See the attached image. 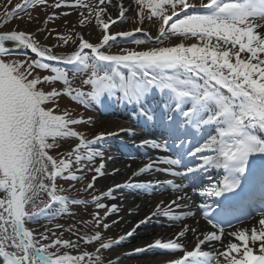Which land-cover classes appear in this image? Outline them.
Wrapping results in <instances>:
<instances>
[{"label":"snow or ice","instance_id":"1","mask_svg":"<svg viewBox=\"0 0 264 264\" xmlns=\"http://www.w3.org/2000/svg\"><path fill=\"white\" fill-rule=\"evenodd\" d=\"M38 6L74 9L79 24L94 19L100 35L90 42L82 32L75 38L56 33L57 43L46 46L18 26L3 30L21 12ZM129 11L134 15L126 16ZM68 14L53 11L43 21L37 31L44 40L55 31L48 29L49 21ZM125 20L150 23L157 35L139 26L110 31ZM141 32L145 35L138 38ZM118 38L135 47L112 52ZM69 43L70 52L53 51ZM21 51L36 58H14ZM69 71L85 76L82 83L90 90L73 88ZM61 96L88 110H128L135 127L86 139L77 126L91 124L93 117L85 120L67 109L58 113ZM112 137L126 149L167 155L147 156V163L123 183L93 195L92 220L59 223L73 215L70 204L89 201L62 194L66 190L58 187V179L80 182L92 173L88 191L101 177L121 171L106 172V159H115ZM72 138L74 147L61 154ZM154 173L165 179H140ZM165 188L179 194L167 204L158 202L118 238L108 236L125 209L101 199H122L117 193L124 189L151 195ZM189 189L204 198L197 209L207 230L198 226L196 212L178 211L189 208ZM257 202L264 206V0H23L5 13L0 22V264H121V256L105 254L154 218H164L163 226L176 229L173 235L124 256L158 250L166 257L161 264H264V211L251 228L225 229L230 214ZM110 216L118 219L106 222Z\"/></svg>","mask_w":264,"mask_h":264},{"label":"bare ground","instance_id":"2","mask_svg":"<svg viewBox=\"0 0 264 264\" xmlns=\"http://www.w3.org/2000/svg\"><path fill=\"white\" fill-rule=\"evenodd\" d=\"M128 0H125V3L127 4ZM115 15V13H113ZM131 13L126 14V16L130 17ZM18 26L19 30L22 28L24 31L28 32H35L37 39H39L41 42H47L48 40H44L43 34L41 32H38L37 29L39 28L38 24L35 26L28 25L24 26L23 24H14L13 26L9 27L8 29L5 30H11L14 27ZM142 27L145 29V31H149L151 29V24L150 23H145L144 25H137L132 23L130 20H125L123 23H120L119 25H114L110 31L112 32H118L122 30H132L135 27ZM85 34V38L89 39L90 42H94L97 40L99 36H93L92 34H89L87 31L82 32ZM169 43H176L175 40L170 41ZM73 48V47H72ZM72 48L67 49V50H54L55 53L57 54H65L67 52H70ZM112 52L117 53L115 50L111 49ZM99 111H87L86 115L89 117H93V122L91 124H98L97 126L99 127L97 132L94 134H98L100 132H106V131H116L118 127L123 126V127H135V121L128 120L127 117H122L119 118V114L116 113V116L110 117H100L98 116ZM100 117V118H99ZM99 119V120H98ZM93 135V137H94ZM121 136L124 138L126 141L128 139V136L126 133H121ZM92 137V138H93ZM111 141H114L113 143ZM113 144H119V147L114 146ZM120 143V138L119 137H112L110 138V147H111V155L115 157L114 160H107L106 159V172L111 173V170L114 167L120 168L121 171L119 173H116L115 175L111 174H106L105 176L101 177L98 180V185L100 187H103V190L106 191L108 188L112 187L114 184L117 183H123L127 177L131 174V172L135 169H137L139 166H143L144 163H147L146 158H140L136 156V153L133 154L132 156L134 157L133 159H129L123 152L121 151ZM99 163V161H97ZM164 178L165 175L163 173H154V174H145V177H141L140 179L144 178ZM125 195L124 190H122L121 193H117V196ZM174 195L171 193H162L158 196H150V197H144V196H136L134 200L131 201H121V199L118 198L117 201H113V203H119L125 211H122L119 215L122 217V219H119V223L113 225L109 230H108V236L112 238H118L120 235L124 234L128 230L131 229L133 224L135 223L136 220L143 218L146 214L150 213L153 209L154 206L163 200L165 204H167L171 199H173ZM137 205L139 206L137 208ZM196 205V203H195ZM127 209H133L132 214H129ZM186 209L178 210V211H185ZM260 217V216H259ZM257 217L255 220L247 222L245 225L241 226L238 229L241 228H251L252 226L256 225L257 220L259 219ZM113 219H118L116 216H110L108 218V221L111 222ZM164 218H159V220H163ZM197 221H199V227L203 230H207L210 228L209 225L206 224V222L198 216L197 218L195 217ZM59 223L64 224L65 226H68L70 224H79V221L77 218H75L72 215H65L61 217L58 220ZM189 225H192L194 223L193 219H188L187 221ZM164 225V224H163ZM147 226V227H141L140 229L137 230L136 235L128 240H126L122 245L114 248L111 250L109 253H106L107 258H115L116 256H121L122 261L121 264H161V261H164L166 257L159 255V253L154 254L153 251L147 253V254H141L138 256H124V253L126 252H131L135 247L138 246H143L146 243H149L153 241L156 238H165L167 239L168 237L172 236L174 231L176 230L173 227H167V226ZM237 229V230H238ZM226 232H230L226 230ZM91 234V233H89ZM69 234L65 233V238H68ZM74 238V237H73ZM186 239L189 242L193 241V237L191 234H188ZM86 250L93 251L94 249L91 246H84ZM154 254V255H153Z\"/></svg>","mask_w":264,"mask_h":264},{"label":"rangeland","instance_id":"3","mask_svg":"<svg viewBox=\"0 0 264 264\" xmlns=\"http://www.w3.org/2000/svg\"><path fill=\"white\" fill-rule=\"evenodd\" d=\"M54 2H55V0H49V4H52ZM16 4H23V0H11V4H9V0H0V22H2L5 13L7 11L13 10V8ZM53 11H56L57 13L66 11L69 14L67 16H61L59 19H57L55 21H49L48 26H47L48 29L49 30H55V31L53 33V36L49 37L47 39L48 40L47 42H41L42 44H44L46 46H50L54 43H57L56 33H59L60 35H67L69 33H72L74 36L75 33L87 31L89 34H92L93 36H99L100 35L99 28L95 25L94 19H93L91 24L81 26L78 22V14L74 9L61 8V9H55L54 10L53 8L48 7V6H38L36 8H28L27 11L21 12L18 17L13 18L7 25H5L3 30L8 29L9 27L13 26L14 24H18V25L23 24L24 26H28V25L35 26L38 24L39 28H42L43 27V21H45L48 18V16L53 13ZM130 13H131L130 16L134 15V13H132L131 11H130ZM29 16L32 17L31 20H29ZM20 30H22V28ZM145 32H150V34L152 36L157 35L156 30L154 28H152V26H151V29L149 31L147 30ZM145 32L137 33V37L143 38L145 35ZM33 33H35V32H33ZM36 38H37V36H36ZM74 38H75V36H74ZM72 47H74V46L71 43H69L67 46L54 48L53 51L57 50V49L64 51V50L70 49ZM125 47L131 48V47H135V46L131 45V44H129L123 40H120L118 38L117 42L113 45L112 49L118 53L121 49H123ZM14 58L21 59V60L26 59V58L34 59L35 56H32V53H30V52L27 53V56H25L24 53H21V54L17 53ZM37 72L41 76L50 74L47 71H43V70H37ZM69 78H70L72 84H78V85L82 86L81 85V84H83L82 81L86 77L83 75H79V74L76 76H73V73L70 71L69 72ZM43 87L48 89L51 86L44 85ZM55 87L57 88V90H61L63 88V85L61 82H57L55 84ZM65 109L71 111L74 114H78V116H83L85 118V120H87V118H88V116L86 115V112L89 110H86L85 108L83 109L78 104L71 101L69 97L61 96L59 98V109L57 110V112L59 113ZM97 125L98 124H96V123L95 124H84V125L77 126V129L79 131H81V133L87 139H90V137H92L97 132V130L99 128ZM72 139H73V143L71 145L68 143H65L62 145V147L59 150L61 154L69 151L71 147H74L76 141H75V138H72ZM52 154L56 155L57 153L55 151H53ZM91 175H92V173H89L87 175V179H83L81 182L78 183L77 192H79V193L85 192L86 194H88V196L98 192L99 185L97 182H96L97 189L93 188V189H90L88 191L84 190L87 182L90 179L89 177ZM58 182H59L58 183L59 187H62V188L65 187V189L68 190L67 189L68 181H61V180L59 181L58 180ZM103 203H106V200L103 201ZM77 208H78L77 211H79V212L77 214H74V215H77L75 217L79 221L92 220V214L94 212H96V209L93 206H82V207H77ZM104 211L105 210H103L101 212V216L104 215ZM106 222H110V221L107 220ZM99 230L104 231L102 229V227Z\"/></svg>","mask_w":264,"mask_h":264}]
</instances>
